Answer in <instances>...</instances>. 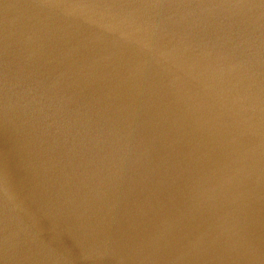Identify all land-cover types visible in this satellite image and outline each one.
<instances>
[{"label": "water", "instance_id": "1", "mask_svg": "<svg viewBox=\"0 0 264 264\" xmlns=\"http://www.w3.org/2000/svg\"><path fill=\"white\" fill-rule=\"evenodd\" d=\"M0 264H264V0H0Z\"/></svg>", "mask_w": 264, "mask_h": 264}]
</instances>
